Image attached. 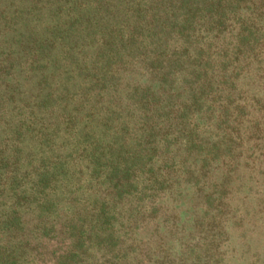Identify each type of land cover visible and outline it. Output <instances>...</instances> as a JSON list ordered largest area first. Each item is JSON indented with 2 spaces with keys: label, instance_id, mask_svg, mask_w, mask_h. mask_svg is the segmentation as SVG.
<instances>
[{
  "label": "trees",
  "instance_id": "obj_1",
  "mask_svg": "<svg viewBox=\"0 0 264 264\" xmlns=\"http://www.w3.org/2000/svg\"><path fill=\"white\" fill-rule=\"evenodd\" d=\"M102 1L0 0V264H225L264 0Z\"/></svg>",
  "mask_w": 264,
  "mask_h": 264
},
{
  "label": "rangeland",
  "instance_id": "obj_2",
  "mask_svg": "<svg viewBox=\"0 0 264 264\" xmlns=\"http://www.w3.org/2000/svg\"><path fill=\"white\" fill-rule=\"evenodd\" d=\"M119 2L103 0L99 17L104 15L106 8L113 14L112 10L118 9L113 7ZM6 3L2 2L1 7ZM106 20L110 22L112 18L107 15ZM70 41H75V38ZM238 85L247 102L244 110L247 115L242 116L238 127L240 141L236 143L241 144L243 155L230 205L235 208L241 222L228 229L230 238L225 264H264V68L262 72L246 76ZM75 176L80 175L75 172ZM84 178L81 177L80 182H85Z\"/></svg>",
  "mask_w": 264,
  "mask_h": 264
}]
</instances>
